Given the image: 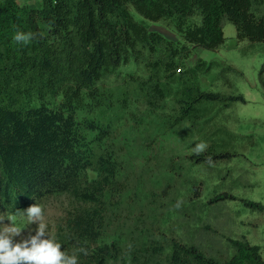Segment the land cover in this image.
Returning a JSON list of instances; mask_svg holds the SVG:
<instances>
[{
  "label": "trees",
  "instance_id": "1",
  "mask_svg": "<svg viewBox=\"0 0 264 264\" xmlns=\"http://www.w3.org/2000/svg\"><path fill=\"white\" fill-rule=\"evenodd\" d=\"M135 11L152 22L174 19L185 44L178 46L138 21ZM232 23L237 41L264 44V0H43L30 7L26 0H0V210L22 213L47 191L73 196L96 207L107 191L120 192L119 166L114 156L95 152L86 142L78 112L110 100L99 84L132 61L145 64L153 74L171 76L179 61L189 60L193 49L216 51L226 43L224 27ZM17 30L31 31L34 39L17 44ZM203 61L189 67L180 80L200 74ZM183 70L181 67H178ZM221 76L227 79L225 69ZM264 87V67L260 72ZM141 89L144 86L141 85ZM146 103L161 106L168 94L159 79L147 82ZM180 119H199L200 102H246L243 94L226 95L186 85ZM60 98L55 108L49 99ZM38 104H34V101ZM108 137L94 123L88 125ZM106 133V134H105ZM228 153H207L198 162H217ZM88 170L98 173L88 179ZM236 197L223 193L211 202ZM251 211L264 204L241 199ZM98 210H79L61 235L62 251L86 247L79 264H264L262 247L247 239H229L233 251L220 258L201 242L173 241L137 252L118 244L96 245L105 228Z\"/></svg>",
  "mask_w": 264,
  "mask_h": 264
},
{
  "label": "rangeland",
  "instance_id": "2",
  "mask_svg": "<svg viewBox=\"0 0 264 264\" xmlns=\"http://www.w3.org/2000/svg\"><path fill=\"white\" fill-rule=\"evenodd\" d=\"M42 1L26 3L40 7ZM133 13L151 31L178 46L185 44L174 19L152 22ZM224 32V46L216 51L193 49L189 61H179L183 70L178 72L177 67L175 77L164 70L153 74L150 67L132 61L99 84L110 100L80 110L77 119L88 145L117 160V180L123 190L107 191L96 207L67 193L45 192L37 203L44 206L54 239L61 242V235H66L70 241L69 218L79 210L96 208L105 228L96 245L118 244L137 252L161 245L170 252L173 241L196 239L213 254L226 258L233 252L229 239H247L262 247L264 257V210L251 211L241 201L264 204V87L260 80L264 44L237 41L236 28L230 22ZM199 61H203L200 74L180 80V75ZM223 69L227 79L221 76ZM152 77L161 81L168 94L156 108L146 103L147 82ZM186 85L226 95L243 94L247 101L200 102L195 106L199 119H180L178 100ZM59 102L60 98L48 100L51 108ZM90 123L105 130L108 137L92 130ZM201 141L208 147L195 155L192 148ZM211 152L230 156L208 163L196 159ZM88 177L95 179L98 173L88 170ZM223 193L236 198L211 202ZM0 219V225L12 220L18 227H27L22 213L0 210ZM35 227L30 225L15 241Z\"/></svg>",
  "mask_w": 264,
  "mask_h": 264
},
{
  "label": "clouds",
  "instance_id": "3",
  "mask_svg": "<svg viewBox=\"0 0 264 264\" xmlns=\"http://www.w3.org/2000/svg\"><path fill=\"white\" fill-rule=\"evenodd\" d=\"M34 36L31 31L17 30L12 39L17 44L27 45ZM207 147V142L201 141L195 143L192 152L200 155ZM22 216L27 220V227H18L12 220H9L8 225H0V264H79V255L89 254L86 247H81L72 254L65 249L61 250L63 245L50 235V226L42 204H33L22 212ZM33 224L36 227L26 237L15 241V237L21 236L23 230Z\"/></svg>",
  "mask_w": 264,
  "mask_h": 264
},
{
  "label": "crops",
  "instance_id": "4",
  "mask_svg": "<svg viewBox=\"0 0 264 264\" xmlns=\"http://www.w3.org/2000/svg\"><path fill=\"white\" fill-rule=\"evenodd\" d=\"M233 31H231V33H232ZM236 36H237V32L235 33V38H236ZM231 37H233V36H231ZM192 56V55H191ZM191 56H190V58L189 59H191ZM189 61V60H188Z\"/></svg>",
  "mask_w": 264,
  "mask_h": 264
},
{
  "label": "built area",
  "instance_id": "5",
  "mask_svg": "<svg viewBox=\"0 0 264 264\" xmlns=\"http://www.w3.org/2000/svg\"><path fill=\"white\" fill-rule=\"evenodd\" d=\"M178 72H182L181 69H178Z\"/></svg>",
  "mask_w": 264,
  "mask_h": 264
}]
</instances>
